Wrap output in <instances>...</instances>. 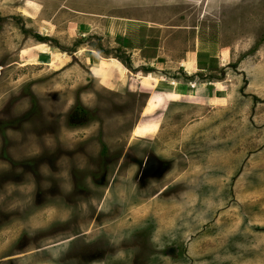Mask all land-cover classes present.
<instances>
[{
  "label": "rangeland",
  "instance_id": "obj_1",
  "mask_svg": "<svg viewBox=\"0 0 264 264\" xmlns=\"http://www.w3.org/2000/svg\"><path fill=\"white\" fill-rule=\"evenodd\" d=\"M0 264H264V0H0Z\"/></svg>",
  "mask_w": 264,
  "mask_h": 264
},
{
  "label": "crops",
  "instance_id": "obj_2",
  "mask_svg": "<svg viewBox=\"0 0 264 264\" xmlns=\"http://www.w3.org/2000/svg\"><path fill=\"white\" fill-rule=\"evenodd\" d=\"M181 67V66H180ZM176 81L179 83V91H181L182 92V90L184 89V85H186V86H189L188 85V83L187 84H185L183 81H181L180 79H176ZM211 84H213V83H210V84H207V86H209V89H210V86H211ZM195 86H198V87H203V85H200V84H197L196 83V85ZM183 88V89H182ZM186 90V89H185ZM211 91V90H210ZM210 93H212V92H210ZM210 93L208 92V95L207 96H211L210 95ZM213 94V93H212ZM200 97H203V98H207L206 96H203V95H199Z\"/></svg>",
  "mask_w": 264,
  "mask_h": 264
}]
</instances>
